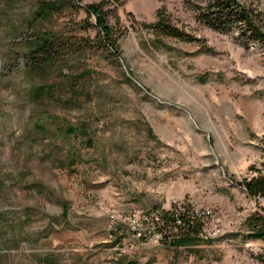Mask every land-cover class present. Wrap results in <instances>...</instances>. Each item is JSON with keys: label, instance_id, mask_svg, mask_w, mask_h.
Wrapping results in <instances>:
<instances>
[{"label": "rangeland", "instance_id": "374dc122", "mask_svg": "<svg viewBox=\"0 0 264 264\" xmlns=\"http://www.w3.org/2000/svg\"><path fill=\"white\" fill-rule=\"evenodd\" d=\"M67 1L40 18L38 0H0V264H264V196L244 187L264 174V42L181 0H109L115 51L87 10L100 0ZM162 5L200 40L156 38L141 22ZM43 31L68 45L30 70ZM179 206L211 210L209 239L148 230Z\"/></svg>", "mask_w": 264, "mask_h": 264}, {"label": "trees", "instance_id": "16d2710c", "mask_svg": "<svg viewBox=\"0 0 264 264\" xmlns=\"http://www.w3.org/2000/svg\"><path fill=\"white\" fill-rule=\"evenodd\" d=\"M109 0H100L87 6L90 14H95L96 25L99 27V34L103 40L114 48L119 47V39L114 34L112 26L107 24L106 4ZM119 1V0H117ZM182 4L192 12L195 21L217 29L221 32L236 31L243 42L245 41H262L264 42V19L262 11L250 0H181ZM67 0H38L35 12L40 18H48L54 12L63 9ZM143 26L150 28L155 33L156 38L176 37L181 40L198 41L200 38L191 31L187 30L176 22L172 13L167 10L165 5L158 7L155 19L152 22L142 21ZM68 39H57L51 31H43L38 35L36 40L27 48L25 52L26 59L32 63L31 68H42L46 64L59 58V53L68 45L63 46ZM57 46V47H56ZM206 49H209L208 46ZM52 86L39 83L32 90V97L42 98L50 92ZM44 127V126H42ZM45 128V127H44ZM73 126L66 129L72 132ZM244 185L248 193L252 195L264 196V174L252 176L250 179H244ZM67 207H64V212ZM175 209L161 212L164 219L162 226L174 228L175 232L169 239V244L177 247L178 245H191L196 240H207L199 235L203 228L201 216L194 213L192 207H186V211L180 213L181 223L176 221L174 215ZM255 230L252 232L253 237H264V214H259L255 223ZM159 228V231L161 230Z\"/></svg>", "mask_w": 264, "mask_h": 264}, {"label": "built area", "instance_id": "2783aa9c", "mask_svg": "<svg viewBox=\"0 0 264 264\" xmlns=\"http://www.w3.org/2000/svg\"><path fill=\"white\" fill-rule=\"evenodd\" d=\"M263 146V149H264V145ZM245 187V186H244ZM255 197H259L260 195H254ZM193 208V207H192ZM194 209V213H196V215L198 216H201L202 217V220L204 222L203 224V228L200 230L199 232V235L205 239H207V237H210V233L205 231V221H206V218H209L210 215H211V210L209 208H206V209H197V208H193ZM186 211V206H179V207H176L175 208V217H176V221L178 223H181V217L179 216L180 213L182 212H185ZM144 218H148L149 221H151V228H148L149 231H152L153 233L156 232H160L159 231V228L161 227V225L163 224L164 222V219L161 217V213L158 211H153V212H148V216L144 217ZM146 231H144L145 233ZM159 236H160V233H158ZM145 236H147V234L145 233Z\"/></svg>", "mask_w": 264, "mask_h": 264}]
</instances>
